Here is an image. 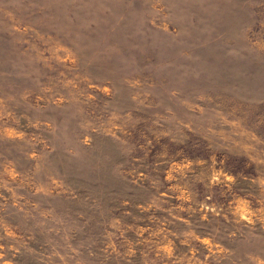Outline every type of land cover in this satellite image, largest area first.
Returning <instances> with one entry per match:
<instances>
[{"label": "rangeland", "instance_id": "1", "mask_svg": "<svg viewBox=\"0 0 264 264\" xmlns=\"http://www.w3.org/2000/svg\"><path fill=\"white\" fill-rule=\"evenodd\" d=\"M0 264H264V0H0Z\"/></svg>", "mask_w": 264, "mask_h": 264}]
</instances>
